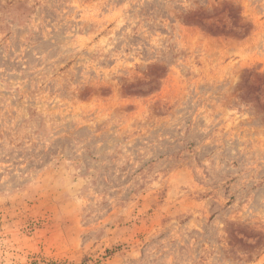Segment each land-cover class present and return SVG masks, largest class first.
Returning <instances> with one entry per match:
<instances>
[{
	"label": "rangeland",
	"instance_id": "1",
	"mask_svg": "<svg viewBox=\"0 0 264 264\" xmlns=\"http://www.w3.org/2000/svg\"><path fill=\"white\" fill-rule=\"evenodd\" d=\"M0 264H264V0H0Z\"/></svg>",
	"mask_w": 264,
	"mask_h": 264
}]
</instances>
